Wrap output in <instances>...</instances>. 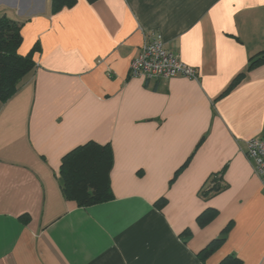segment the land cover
I'll return each instance as SVG.
<instances>
[{
	"label": "crops",
	"instance_id": "obj_1",
	"mask_svg": "<svg viewBox=\"0 0 264 264\" xmlns=\"http://www.w3.org/2000/svg\"><path fill=\"white\" fill-rule=\"evenodd\" d=\"M51 8L0 0L23 24L19 53L38 46L0 103V264H264V184L246 156L264 137V62L249 68L264 54V0ZM157 34L198 79L130 76ZM89 141L111 146L113 198L85 208L64 197L60 169ZM213 178L223 188L206 195ZM207 208L218 213L201 227Z\"/></svg>",
	"mask_w": 264,
	"mask_h": 264
},
{
	"label": "trees",
	"instance_id": "obj_2",
	"mask_svg": "<svg viewBox=\"0 0 264 264\" xmlns=\"http://www.w3.org/2000/svg\"><path fill=\"white\" fill-rule=\"evenodd\" d=\"M87 1L94 3L96 0ZM76 3L77 0H51V9L56 13L63 8L73 7ZM22 26V23L12 17L0 14V103L11 99L19 90L23 78L35 69L34 52L38 46H34L26 55L19 53L23 42ZM263 62L264 54L257 55L251 59L249 68H255ZM113 165V151L110 144L89 141L67 152L63 156L60 169L61 190L64 197L85 208L108 202L113 198L110 188V173ZM208 182L210 179L203 188L206 195L223 188L216 178H213L211 183ZM217 213L215 208H207L197 218V222L201 227L207 225L214 220ZM231 226V224L227 225L221 236L199 253L202 261L222 246ZM220 264H242V260L229 255Z\"/></svg>",
	"mask_w": 264,
	"mask_h": 264
},
{
	"label": "built area",
	"instance_id": "obj_3",
	"mask_svg": "<svg viewBox=\"0 0 264 264\" xmlns=\"http://www.w3.org/2000/svg\"><path fill=\"white\" fill-rule=\"evenodd\" d=\"M129 72L133 78L145 80H169L178 76L198 79L196 68L181 62L175 51L167 49L160 34L146 38L140 54L131 62ZM247 145L246 156L252 161L254 170L264 184V137L251 138Z\"/></svg>",
	"mask_w": 264,
	"mask_h": 264
},
{
	"label": "rangeland",
	"instance_id": "obj_4",
	"mask_svg": "<svg viewBox=\"0 0 264 264\" xmlns=\"http://www.w3.org/2000/svg\"><path fill=\"white\" fill-rule=\"evenodd\" d=\"M20 8H22L23 9V7H22V5H20ZM21 10V9H20ZM20 10H18V12H20ZM0 14H2L3 15V12L2 11H0ZM5 15L6 16H10V17H12V16H14L15 14L14 13H10V12H8V13H5Z\"/></svg>",
	"mask_w": 264,
	"mask_h": 264
}]
</instances>
